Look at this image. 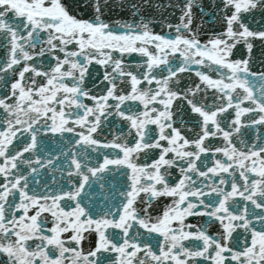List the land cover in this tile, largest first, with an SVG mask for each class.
<instances>
[{
  "label": "snow or ice",
  "instance_id": "6c2138e0",
  "mask_svg": "<svg viewBox=\"0 0 264 264\" xmlns=\"http://www.w3.org/2000/svg\"><path fill=\"white\" fill-rule=\"evenodd\" d=\"M0 264H264V0H0Z\"/></svg>",
  "mask_w": 264,
  "mask_h": 264
}]
</instances>
